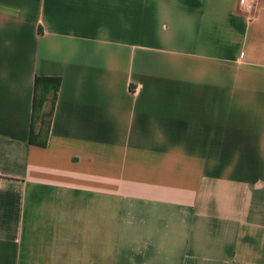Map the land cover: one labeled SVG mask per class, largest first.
<instances>
[{"label":"crops","instance_id":"crops-1","mask_svg":"<svg viewBox=\"0 0 264 264\" xmlns=\"http://www.w3.org/2000/svg\"><path fill=\"white\" fill-rule=\"evenodd\" d=\"M250 1L0 0V264H264Z\"/></svg>","mask_w":264,"mask_h":264},{"label":"trees","instance_id":"trees-1","mask_svg":"<svg viewBox=\"0 0 264 264\" xmlns=\"http://www.w3.org/2000/svg\"><path fill=\"white\" fill-rule=\"evenodd\" d=\"M59 86V77L56 76H38L35 78V87H34V116H33V122L32 127L30 129L29 134V142L31 143H37L39 145H45L47 134L50 127L51 122V114L52 109L55 103L56 93ZM41 90V94L38 90ZM51 91L50 101H51V109L49 110L47 119L42 118V115L40 119L36 118L35 109L36 106H41L44 100L48 95H46L47 92ZM46 95V96H45ZM38 122V123H37ZM37 123V124H36ZM36 124V125H35Z\"/></svg>","mask_w":264,"mask_h":264},{"label":"rangeland","instance_id":"rangeland-1","mask_svg":"<svg viewBox=\"0 0 264 264\" xmlns=\"http://www.w3.org/2000/svg\"><path fill=\"white\" fill-rule=\"evenodd\" d=\"M38 91L41 94V92H40L41 90L39 89ZM46 95H48V96L46 97V99L42 103V107L41 106H38V105L36 106L35 114H36V118H38V119L41 118V117H39L41 115H42V118L47 119L49 110L51 109V101H50L51 100L50 99L51 91L50 92H47Z\"/></svg>","mask_w":264,"mask_h":264},{"label":"built area","instance_id":"built-area-1","mask_svg":"<svg viewBox=\"0 0 264 264\" xmlns=\"http://www.w3.org/2000/svg\"><path fill=\"white\" fill-rule=\"evenodd\" d=\"M242 3L247 4V6H251V1L250 0H240Z\"/></svg>","mask_w":264,"mask_h":264}]
</instances>
